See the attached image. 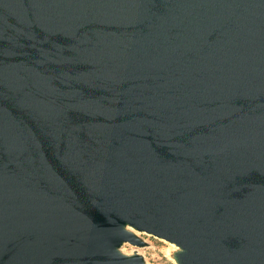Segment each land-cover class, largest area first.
I'll use <instances>...</instances> for the list:
<instances>
[{
    "label": "water",
    "instance_id": "95a60500",
    "mask_svg": "<svg viewBox=\"0 0 264 264\" xmlns=\"http://www.w3.org/2000/svg\"><path fill=\"white\" fill-rule=\"evenodd\" d=\"M264 264V0H0V264Z\"/></svg>",
    "mask_w": 264,
    "mask_h": 264
},
{
    "label": "rangeland",
    "instance_id": "374dc122",
    "mask_svg": "<svg viewBox=\"0 0 264 264\" xmlns=\"http://www.w3.org/2000/svg\"><path fill=\"white\" fill-rule=\"evenodd\" d=\"M131 227L126 225L125 229L133 233L142 243L138 245L123 242L117 248L118 252L128 257L140 256L144 264H179L177 259L182 250L178 245Z\"/></svg>",
    "mask_w": 264,
    "mask_h": 264
},
{
    "label": "bare ground",
    "instance_id": "6f19581e",
    "mask_svg": "<svg viewBox=\"0 0 264 264\" xmlns=\"http://www.w3.org/2000/svg\"><path fill=\"white\" fill-rule=\"evenodd\" d=\"M131 228H134V227H131Z\"/></svg>",
    "mask_w": 264,
    "mask_h": 264
}]
</instances>
